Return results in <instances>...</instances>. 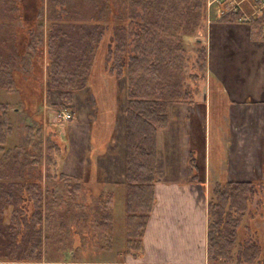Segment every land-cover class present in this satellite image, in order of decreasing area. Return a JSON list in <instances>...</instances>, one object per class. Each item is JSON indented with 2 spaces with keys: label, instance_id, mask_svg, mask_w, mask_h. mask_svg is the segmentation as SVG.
<instances>
[{
  "label": "rangeland",
  "instance_id": "rangeland-1",
  "mask_svg": "<svg viewBox=\"0 0 264 264\" xmlns=\"http://www.w3.org/2000/svg\"><path fill=\"white\" fill-rule=\"evenodd\" d=\"M2 1H6L9 9L12 8L9 0ZM166 1L169 5L162 3L161 17L165 16L166 12H169L167 15H174L176 18L183 13L185 7L183 0H161V2ZM206 1L205 15L207 16L202 25L205 24L206 28H210L213 24L223 26L220 24V16L227 5L223 1L209 5V0ZM57 2L58 0H21L18 12L22 13L23 18H14L10 14V19H2V23L7 27L3 29L6 35L15 34L16 30L26 28L24 23L30 26L26 30H21L25 36H18L16 40L14 38V42H9L8 47L5 43L3 46L0 44V47L7 52L2 50V56L7 54V58L9 55L17 56L16 52L18 53L21 48L26 53L25 58L18 57L14 63L15 71L10 85L12 90L0 89V102L7 104L11 126V135L7 143L18 150L21 149L23 145L25 146L26 139L30 138V133L36 134L39 127L37 120L44 123L41 126L44 132L42 149L37 151L39 166L30 170L35 174L41 173L38 183L42 184L44 189V206L48 216L43 223L42 264H120L118 262L127 258L122 253L125 245V200L123 176H120V173L122 175L124 173V109L127 80L126 78L118 79L115 74H111L107 66L111 61L108 60L110 61L108 62L105 58L109 50L115 48L118 42L128 43L133 38L135 22L131 25L128 22L130 19L135 21L139 18L140 5L139 1L126 2L129 5L124 12V18L128 21L126 25L130 26L127 31H122L118 25L119 21H116L119 16V6L111 4L112 10L106 14L105 21L114 17L115 19L108 24L105 22L100 27L104 29L101 32L100 28L96 31L97 21H91L88 18L93 11L94 14L96 13L95 4H98V1L96 0L93 4L91 0H73L69 4L70 18L68 17L61 27L50 31V27L53 28L54 19L49 18V11L56 8ZM12 3L14 5L16 2L12 1ZM262 8L249 7V4L245 6L247 13L255 14L261 12ZM4 9L8 10L5 7ZM245 23H242L244 25L242 27L247 28ZM124 25L125 20L122 26ZM197 32L195 36H185L183 39L182 46L185 47V58H187L184 77L196 71L197 67L193 64L197 59V50L200 45H204V42L207 45L209 42L207 32L206 34L202 30ZM27 33L30 34L28 37ZM40 35L43 36L41 43L36 45ZM50 35L53 36L52 44L56 49L53 55L49 52ZM91 39L93 51L81 56L78 51L83 53ZM127 49H131L130 45ZM60 50L62 55L58 59ZM83 56L85 60L80 63V58ZM31 57L35 61L32 62ZM56 64L60 67L62 77L65 76L64 78L68 81L66 84L59 81L60 75H58ZM172 75L176 79L180 78L182 73L178 71ZM60 79H62L61 76ZM187 81L190 82L191 88H194L196 83H192L190 77ZM204 90H207L206 87L200 91L203 93ZM202 93L198 95L200 103L204 99ZM66 97L71 104L66 103ZM180 107L178 103L170 106V116L175 122L173 131L177 129L176 121L179 118ZM62 113H70L71 118L64 119ZM186 117L184 132L191 134V146H196L198 149L200 147V151L204 153L206 150L207 160L209 148L207 151L205 147L207 131L203 122H197V116L191 114ZM80 118L88 121L91 127L85 167L84 142L81 150L76 154L69 148L73 140L69 135L68 125L71 121ZM48 131L50 138H57V134L62 138L58 141L60 153L57 151L53 153L54 161L50 165L45 161ZM214 159L213 155L212 161ZM63 172L72 174L79 172L83 176H77L80 178L79 182L75 179H59L58 176ZM112 172L116 173V185L109 179ZM102 182L103 186H101ZM217 183L220 182L217 181L212 186ZM113 186L117 189L115 190ZM260 195L257 196L258 203L254 200L246 215L240 220L237 246L233 249L235 259L243 241L249 239L253 244L261 245L258 232L261 234L262 229L257 227L263 226L264 223L254 222L253 219L264 211V208L259 206L260 197L261 202H264V195ZM12 208V205H8L4 210L6 221L11 216ZM103 216L111 217L112 223L108 227L106 225L110 230L107 233L108 236H102L97 228V222Z\"/></svg>",
  "mask_w": 264,
  "mask_h": 264
},
{
  "label": "trees",
  "instance_id": "trees-1",
  "mask_svg": "<svg viewBox=\"0 0 264 264\" xmlns=\"http://www.w3.org/2000/svg\"><path fill=\"white\" fill-rule=\"evenodd\" d=\"M12 1L16 3L13 5ZM91 1L95 4L96 0ZM97 1L96 13L94 14L93 11L88 17L91 21H97L96 31L105 22L108 24L114 21L115 17L105 21L106 14L112 10L111 4L119 6L117 17L120 18L116 21H119L118 25L122 31H127L135 22L133 38L128 43L118 42L115 48L109 50L105 59L111 61H108L109 65L107 64L111 74H115L118 79L126 78L127 80L122 177L125 200V245L122 253L125 256L139 258L143 254V234L156 201L154 187L158 181V132L169 125L171 103H191L193 88L187 81L188 77L191 82L198 77H204L205 47L200 46L197 50L195 61L197 70L190 76L184 77L187 58H185V47L182 45L185 36H195L198 30L205 31L206 27L205 24L202 25V22L206 21L207 1L183 0L185 5L183 13L176 18L174 15H167L169 12L161 17L163 14L160 12L161 5L162 3L169 5L167 1L127 0L139 1L140 5L139 18L135 21L130 19L129 22L124 18V12L129 5L126 4L127 1ZM9 2L12 4L10 9L6 1L0 0V44L3 46L5 43L6 47L9 42H14V38L16 40L18 36L24 35L21 30L30 27L28 23H24L26 28L16 30L15 34L6 35L3 32V29H7L2 23L3 18L10 19L11 15L14 18L22 17V13L18 12L21 0H9ZM72 2L73 0H58L56 8L49 11V18L54 19L53 28L50 27V31L61 27L68 17L70 18L69 4ZM253 3L257 8H262L259 2L253 1ZM155 5L158 7L155 8ZM245 13L229 12L221 15L220 19L246 22L253 37L264 39V7L258 14L247 13L250 15L247 21L244 20ZM203 14L204 17H202ZM123 20H125L124 26H122ZM127 22L130 25H126ZM100 29L103 32L104 29ZM28 35L30 34L27 33V37ZM42 37L41 35L38 37L36 45L41 43ZM52 40L53 36L50 35L49 52L53 55L56 49ZM91 41L92 39L86 44L83 53L78 51L81 56L93 51ZM129 45L131 49H127ZM2 50L4 49L0 47V89L10 91L15 71L14 63L18 57L25 58L26 53L21 48L18 53L16 52L17 56L9 55L7 58V54L2 56ZM58 53L60 55L57 57L60 59L62 51ZM84 56L80 58V63L85 60ZM30 60L33 62L34 58L31 57ZM56 65L58 75L62 78L60 79L59 76V81L66 84L68 81L64 78L65 76L62 77L60 67ZM178 71L182 75L174 79L172 74ZM65 101L71 104L67 97ZM37 123L39 124L36 130L37 135H32L33 132H31L25 146L23 145L19 150L9 146L7 142L11 135V126L8 107L6 103L0 102V264H42L43 262V223L48 219L44 206L45 193L42 184L38 183L41 173L35 174L30 171L39 166L37 151L42 149L43 144L44 132L41 126L44 123L38 120ZM47 133L45 161L50 165L54 161L53 153L56 151L60 153L58 141L62 138L55 133L57 138L54 134L55 139H53L50 138V132ZM39 156H42L41 152ZM189 163L192 169V181H197L198 166L196 156L192 152ZM58 177L62 180L80 181L78 177L65 174ZM263 188L264 183L261 182H230L225 179L211 186L208 203V255L213 263H229L238 260L245 264H256L259 261L262 250L258 243L253 244L249 239L243 241L236 259L233 257V249L237 246L240 220L246 215L254 200L258 203L257 196L264 195ZM260 203L259 206L264 208L261 197ZM8 205H12L13 208L10 218L6 221L4 210ZM111 223V217L107 218V216H103L97 222L98 227H96L99 228L102 236H108L107 233L110 230L107 227Z\"/></svg>",
  "mask_w": 264,
  "mask_h": 264
},
{
  "label": "crops",
  "instance_id": "crops-1",
  "mask_svg": "<svg viewBox=\"0 0 264 264\" xmlns=\"http://www.w3.org/2000/svg\"><path fill=\"white\" fill-rule=\"evenodd\" d=\"M220 21L223 26L213 24L204 31L209 35L208 45H200L206 49L204 77L195 79L191 103L177 102L181 105L177 129L172 130L171 103L169 125L158 132L156 201L142 238L143 254L126 256L120 264H245L209 259L208 203L217 181L264 183V39L253 37L248 23ZM189 114L197 116L207 131V160L206 150L191 146V134L184 132ZM68 130L73 140L70 151L76 154L84 142L85 167L90 124L80 118L71 121ZM191 152L196 156L197 181H192ZM115 175L112 172L109 179L116 185ZM253 219L264 223V211ZM257 228L262 229L258 232L262 251L256 264H264V225Z\"/></svg>",
  "mask_w": 264,
  "mask_h": 264
},
{
  "label": "built area",
  "instance_id": "built-area-1",
  "mask_svg": "<svg viewBox=\"0 0 264 264\" xmlns=\"http://www.w3.org/2000/svg\"><path fill=\"white\" fill-rule=\"evenodd\" d=\"M225 2L227 5L226 10H224L221 15H224L229 12H237V11H242L243 13L247 12L245 10V6L249 4V7H253L254 3L253 1H257L261 4V7H264V0H209V5L215 2ZM229 5V6H228ZM250 15L245 13L244 20L247 21L249 20ZM64 119H70L71 114L70 113H62L61 114Z\"/></svg>",
  "mask_w": 264,
  "mask_h": 264
}]
</instances>
